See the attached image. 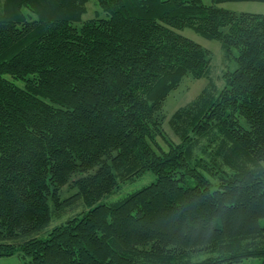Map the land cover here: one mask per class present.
I'll return each instance as SVG.
<instances>
[{
    "label": "trees",
    "instance_id": "16d2710c",
    "mask_svg": "<svg viewBox=\"0 0 264 264\" xmlns=\"http://www.w3.org/2000/svg\"><path fill=\"white\" fill-rule=\"evenodd\" d=\"M225 1L264 2L95 0L105 16L85 20L88 0L0 2V257L264 264V13ZM185 27L218 39L234 67L217 94L205 87L173 112L180 141L164 149V100L211 64ZM201 140L212 156H195ZM146 172L149 184L101 200ZM78 200L86 211L37 235Z\"/></svg>",
    "mask_w": 264,
    "mask_h": 264
},
{
    "label": "rangeland",
    "instance_id": "374dc122",
    "mask_svg": "<svg viewBox=\"0 0 264 264\" xmlns=\"http://www.w3.org/2000/svg\"><path fill=\"white\" fill-rule=\"evenodd\" d=\"M2 0H0L1 2ZM205 4H210L211 0H202ZM219 7L229 9L235 12H249V13H264V2L260 1H225L218 4ZM105 16L103 12L98 9L95 0H88L86 3V12L82 15V20L92 18L94 16ZM80 24H77L79 26ZM182 35L192 39L199 43L204 48L208 49L211 53V64L206 76L194 79L191 76H185L180 82L179 86L173 89L163 102L162 110L157 113V119L160 125L161 136H156L155 141L164 149H167V142L178 143L180 141L179 135L176 134L170 126L169 119L173 112L192 102L202 92L205 87L217 94L224 85L223 73L234 67V62L231 61L224 53L221 42L218 39H208L200 36L194 32L191 28L185 27L182 30H178ZM212 84L214 88L212 87ZM205 140H201L199 144L194 148L195 156L202 155L212 156L200 152V148ZM152 144V142H151ZM216 144V143H215ZM153 145V144H152ZM214 147V144L212 145ZM155 179V175L152 172H146L132 180L121 181L118 187L110 194L103 197V202L111 203L118 201L126 194L139 189L140 187L149 184ZM76 191L75 187L71 184L65 185L61 192L60 198L64 199ZM86 206L80 200L71 203L68 206H63L59 213H54L50 223L43 228L37 235L46 236L48 231L52 227L65 222L68 218L75 215H79L86 211ZM211 255L209 252L192 253L190 256L193 260L202 259ZM261 259L259 257H250L242 261V264H260ZM0 264H32L30 257H19L18 255L1 256Z\"/></svg>",
    "mask_w": 264,
    "mask_h": 264
}]
</instances>
